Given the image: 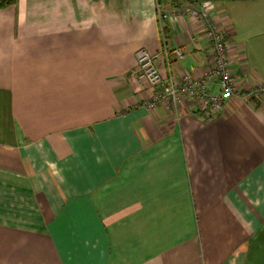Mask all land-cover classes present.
<instances>
[{
	"label": "crops",
	"instance_id": "obj_1",
	"mask_svg": "<svg viewBox=\"0 0 264 264\" xmlns=\"http://www.w3.org/2000/svg\"><path fill=\"white\" fill-rule=\"evenodd\" d=\"M156 6L0 9V264H264V99L206 119L190 99L146 107L135 49L164 78L200 75L209 55L195 20L161 31ZM214 8L241 88L263 82L264 0Z\"/></svg>",
	"mask_w": 264,
	"mask_h": 264
},
{
	"label": "built area",
	"instance_id": "obj_2",
	"mask_svg": "<svg viewBox=\"0 0 264 264\" xmlns=\"http://www.w3.org/2000/svg\"><path fill=\"white\" fill-rule=\"evenodd\" d=\"M214 9V2L208 0L195 5L172 6L169 9L157 4L155 12L161 31L162 20L168 17L192 18L199 25L209 55L200 75L195 76L187 71L180 74L169 71L164 78L156 65L158 55L150 54L143 47L135 49V79L138 82L145 81L152 88L150 98L145 101L146 107L163 105L168 110H175L186 99H190L196 103L194 106L200 116L206 119L214 117L223 108L225 101L235 100L241 95L245 99H264V81L241 88L239 77L231 72L229 48L232 44V33L220 27ZM174 53L182 57L179 48ZM212 86L217 87L215 92L210 90Z\"/></svg>",
	"mask_w": 264,
	"mask_h": 264
},
{
	"label": "trees",
	"instance_id": "obj_3",
	"mask_svg": "<svg viewBox=\"0 0 264 264\" xmlns=\"http://www.w3.org/2000/svg\"><path fill=\"white\" fill-rule=\"evenodd\" d=\"M159 1L161 0H157V4H160L158 3ZM170 1V5H174V6H179L180 3H189V4H197L201 1H207V0H169ZM208 1H211V2H225V1H231V0H208ZM16 0H0V9L1 8H4V7H7V6H10L12 4H15Z\"/></svg>",
	"mask_w": 264,
	"mask_h": 264
},
{
	"label": "rangeland",
	"instance_id": "obj_4",
	"mask_svg": "<svg viewBox=\"0 0 264 264\" xmlns=\"http://www.w3.org/2000/svg\"><path fill=\"white\" fill-rule=\"evenodd\" d=\"M215 3V2H214ZM260 3H261V1H260Z\"/></svg>",
	"mask_w": 264,
	"mask_h": 264
}]
</instances>
